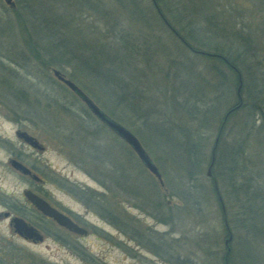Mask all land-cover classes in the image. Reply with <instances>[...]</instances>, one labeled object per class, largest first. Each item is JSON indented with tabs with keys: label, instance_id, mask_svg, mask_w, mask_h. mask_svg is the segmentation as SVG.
Wrapping results in <instances>:
<instances>
[{
	"label": "rangeland",
	"instance_id": "1",
	"mask_svg": "<svg viewBox=\"0 0 264 264\" xmlns=\"http://www.w3.org/2000/svg\"><path fill=\"white\" fill-rule=\"evenodd\" d=\"M13 1L9 7L0 0V264H223L230 248L251 264H264V115L254 123L255 112L244 108L229 120L216 171L206 158L193 176L183 150L161 144L174 133V122H187L203 99L209 105L198 109L207 110L203 133L210 154L227 111L245 100L233 73L191 52L150 0ZM197 6L264 62V0H199ZM44 21L59 31L56 39L46 36ZM123 37L143 53L119 66ZM55 40L69 44L80 62L90 61L93 68H71L69 76L139 138L163 185L54 76L53 62L63 53L52 46ZM181 84L187 89L180 91ZM19 132L36 138L43 151L25 144ZM243 137L239 182L251 198L246 213L240 183L225 180L226 156ZM13 161L45 182L27 178ZM31 190L71 210L88 234L42 220L24 195ZM10 217L40 226L43 241L17 237Z\"/></svg>",
	"mask_w": 264,
	"mask_h": 264
},
{
	"label": "trees",
	"instance_id": "2",
	"mask_svg": "<svg viewBox=\"0 0 264 264\" xmlns=\"http://www.w3.org/2000/svg\"><path fill=\"white\" fill-rule=\"evenodd\" d=\"M150 1L152 2L154 8L158 9L159 15H163L164 22L167 24L168 28H170V31H172L175 37L180 39L191 52L210 57V59L221 63L236 77L237 86L239 87L240 84L243 85L245 100L243 103H240L238 101L227 111L229 117L227 119L224 117V119L222 120L221 126L218 131L220 136H218V140H216L215 143H213L212 147H210V154L209 151H207L209 149V140L207 141V137H205L203 133V130L208 124V120L206 119L207 110L203 108L198 109V105L200 103L201 105H199V107L203 105H209V102L204 101L203 99L196 103L193 106L192 110L188 111L190 117L187 122H174L175 125L173 127L175 128V130L173 128L174 133H172V136L168 138L167 136H165V139H163V141L161 140L162 147H178L179 149L183 150V152L185 153L184 158L186 166L188 167V171L189 173H191V175H199L201 167L206 162V158L209 159V165H211L212 163L214 164V169L216 171L219 167H221L222 164V157L225 151V147L221 140L225 134V127L229 120L244 108L247 111L255 112L252 115V117H254V123H256L259 117H262L264 115V79L262 77L264 68L263 58L256 56L255 52L252 49L248 50V48H245L240 40H238L240 42L238 43V41H236L234 38L226 35L213 18L205 17L202 10L198 9L199 7L197 6V3L199 2V0ZM31 15L34 16V13L31 12ZM194 18L196 20H194ZM43 26V30H45L44 33L46 34V36H54L55 39L57 38L59 31L56 28L54 29V24L46 22L45 24H43ZM120 39L121 42L124 41L125 52L124 54H122V57H124V59L121 57L117 58L120 55H116V61H118L119 66L123 64L125 59H127V61H132L137 60L138 57H142L141 53L143 52L141 50V46H139L138 43L131 42L129 40L125 41L124 37ZM134 43L137 45V48ZM52 46L55 49L63 50L62 57H55L53 64L55 68L61 71L63 76H65L69 80L74 82V80L72 79L73 77L69 76L67 72L69 69L75 68L84 70L87 68H93L88 59L80 62L77 56L71 55V47L69 44L58 40L56 41V43L52 42ZM134 49L137 50L135 51ZM103 63L107 65L110 64L108 53L107 59H103ZM111 63L117 64L115 62ZM93 74L97 75L98 72H93ZM103 81H106L105 83H107V80L103 79ZM182 88L187 89L186 84H181L178 89H180L181 91ZM219 95L220 94L216 93L215 99H219L221 97ZM179 97L182 98V95H180ZM185 100L187 99L185 98ZM58 103L61 102L58 101L57 104ZM184 104L186 105V103ZM58 105H60V107H62L64 110H68L65 105ZM255 107L257 108L255 109ZM107 114L113 119L116 118L112 113ZM115 120L118 121L117 118ZM119 122L121 121L119 120ZM246 145L247 143L245 142V137H243L239 141H237V144L234 146L236 147V151L233 152V154L230 152V154H227L226 156L229 159V161H227L229 164L228 168L226 169L227 179L225 178V180H227L229 184L234 183L235 185H237V182L240 183L239 181H241L244 171L242 166L241 170H239V156H241V153L246 152L244 148L246 147ZM214 175L213 181L215 183L217 178L216 175ZM241 187L242 186L240 183L239 191H245L244 194L242 193V195H244L245 201L241 200L240 202L242 203L241 206L244 209V213H246L250 211L248 205L251 198L248 196V194H246V189H241ZM235 190H237V193L239 194L238 189ZM113 220L114 219H112V221ZM223 264L251 263L248 262L247 255H242V253L239 255V252L238 254H236L235 250L230 248L223 256Z\"/></svg>",
	"mask_w": 264,
	"mask_h": 264
},
{
	"label": "water",
	"instance_id": "3",
	"mask_svg": "<svg viewBox=\"0 0 264 264\" xmlns=\"http://www.w3.org/2000/svg\"><path fill=\"white\" fill-rule=\"evenodd\" d=\"M7 6L14 7L15 3L13 0H3ZM54 76L66 85L74 94H76L82 102L86 105L89 111L98 119L102 124H104L112 133L121 138L125 143H127L132 150L135 152L141 163L149 170L163 185L162 174L153 162L150 155L146 151L145 147L139 140V138L131 132L127 127L111 118L107 113H105L94 101L91 99L79 86H77L73 81L67 79L63 76L62 72L55 69L53 71ZM18 137L27 145L34 149H39L43 151V148L39 144L38 140L25 132H19ZM13 168L22 172L24 175H31L32 171L21 164L18 161L12 162ZM208 176H211L209 171ZM35 181H42V179L34 175ZM26 199L44 216L53 219L60 227L67 229L68 231L78 234L80 236H86L87 232L83 228L75 224L68 216L60 213L57 209L53 208L47 201L42 197L35 194L32 191H25L24 193ZM8 216V214L6 215ZM15 233L25 237L26 239L36 238L37 241H43V236L39 234L37 229L29 225L25 220L21 218H14L11 222ZM232 241V237L226 241V245Z\"/></svg>",
	"mask_w": 264,
	"mask_h": 264
},
{
	"label": "flooded vegetation",
	"instance_id": "4",
	"mask_svg": "<svg viewBox=\"0 0 264 264\" xmlns=\"http://www.w3.org/2000/svg\"><path fill=\"white\" fill-rule=\"evenodd\" d=\"M93 118H94V120L102 127V128H104L105 130H107V127L104 125V124H102L100 121H98L94 116H93ZM145 167V166H144ZM31 170H32V174L31 175H25L27 178H29V179H34V175H36L37 173L32 169V168H30ZM149 171V170H148ZM41 182V181H40ZM45 181L44 180H42V183H44ZM32 191V190H31ZM33 192V191H32ZM35 193V192H34ZM41 197V196H40ZM43 198V197H42ZM45 201H47L53 208H55V209H57L60 213H62V214H64V215H66V216H68L75 224H77L79 227H81V228H83L84 230H86V228L84 227V226H82L81 225V222H80V220H79V217L76 215V214H74L73 212H71V210H69V209H67V210H65L62 206H60V205H57V204H54V203H52L48 198H43ZM30 205H32L31 203H30ZM35 208V207H34ZM38 213H39V215L41 216V218H42V220H44L45 222H51L52 224H56L57 225V223L53 220V219H51V218H48L47 216H44L43 214H41L39 211H37ZM13 217H10L9 219L11 220V222H12V219ZM29 225H31V226H33V227H35L36 229H37V231L39 232V234L41 235H44V233H43V230H42V228L40 227V226H38V225H36V224H32V223H29ZM58 227L60 228V229H64V230H66L65 228H63V227H60L59 225H58ZM15 232V231H14ZM86 232H87V234H88V230H86ZM16 234V236L17 237H19V238H21V239H23V240H25V241H27V242H29V243H31V244H38V243H40V242H38L37 240H36V238H32V239H26L25 237H22V236H20V235H18L17 233H15Z\"/></svg>",
	"mask_w": 264,
	"mask_h": 264
}]
</instances>
